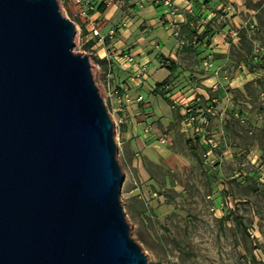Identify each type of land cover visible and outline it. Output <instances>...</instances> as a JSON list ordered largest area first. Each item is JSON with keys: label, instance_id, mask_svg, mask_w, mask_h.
<instances>
[{"label": "rangeland", "instance_id": "rangeland-1", "mask_svg": "<svg viewBox=\"0 0 264 264\" xmlns=\"http://www.w3.org/2000/svg\"><path fill=\"white\" fill-rule=\"evenodd\" d=\"M57 2L79 27L71 2ZM246 6L255 13H242L240 23L212 17L211 31L229 46L209 67L211 83L183 72L169 77L161 89L169 106L143 75L115 80L120 103L107 109L131 147L125 160L117 147L120 200L147 264H264V0ZM81 39L74 37L73 51L88 57L102 96L110 77ZM204 49L186 53L184 68L197 73ZM188 116L197 132L182 123Z\"/></svg>", "mask_w": 264, "mask_h": 264}, {"label": "water", "instance_id": "water-1", "mask_svg": "<svg viewBox=\"0 0 264 264\" xmlns=\"http://www.w3.org/2000/svg\"><path fill=\"white\" fill-rule=\"evenodd\" d=\"M75 33L57 0H0V264H147Z\"/></svg>", "mask_w": 264, "mask_h": 264}, {"label": "crops", "instance_id": "crops-1", "mask_svg": "<svg viewBox=\"0 0 264 264\" xmlns=\"http://www.w3.org/2000/svg\"><path fill=\"white\" fill-rule=\"evenodd\" d=\"M249 1L256 4L260 0ZM92 2L94 11L87 20H79L78 24L85 48L95 56L105 77H110L115 82L120 77L132 78L136 72L148 82L153 81L150 82L152 87L181 72L201 77L205 80L204 83H211L208 77L211 74L209 67H215L224 60L229 46L222 39V32L211 31V24L218 23V20H212L214 13L219 12L234 24L241 22L242 13H255L246 6L247 0H111L108 4L103 0ZM71 4L67 3L66 8L74 16L77 8ZM92 30L98 32L97 37L91 36ZM111 30H114V35L109 37ZM201 47L202 50L205 48L204 53L195 57L201 68L197 73L190 72L184 68L185 54L195 53ZM210 52L215 53L216 58L208 56ZM204 55L207 58L202 62ZM162 60L166 61V65L175 66V72L170 74ZM204 63L208 66H204ZM202 92L205 93L204 89ZM169 122L172 119H168L166 124ZM188 126L190 133L198 131L197 128ZM126 135L125 127L121 126L119 149L124 160L129 157L131 149Z\"/></svg>", "mask_w": 264, "mask_h": 264}, {"label": "built area", "instance_id": "built-area-1", "mask_svg": "<svg viewBox=\"0 0 264 264\" xmlns=\"http://www.w3.org/2000/svg\"><path fill=\"white\" fill-rule=\"evenodd\" d=\"M68 1L71 2L74 6H76L77 9H76L74 17H76L79 20H84V21L87 20L89 18L90 14L95 9V6H94V3L92 2V0H68ZM103 2L105 4H108L111 2V0H103ZM70 21H72V20H70ZM73 23H74L76 31H77L75 33V38H76V41L78 42L81 39L79 37L80 36V30H79V27L75 24V22H73ZM113 35H114V30L109 31L108 36L111 37ZM91 36L97 37L98 32L96 30H92ZM204 66H208V64L204 63ZM121 89H122L121 86L117 85L114 82V79L110 78V80L107 81V83L105 85V89H104V94L101 96L105 105H106V108H107V106L112 107V106H115V105L120 103L119 93H120ZM119 110L120 109H117V112ZM113 111L115 112V110H113ZM108 113H109V111H108ZM110 117H111V120L113 123L115 143H116V146L119 148L118 128L122 122H121V119H118L116 121L113 120L112 114L110 115ZM192 121H193V118L191 116H188L182 121V123L183 124L185 123L186 125H190L192 123ZM200 121H201L203 126H206L208 124V122L205 119H201ZM195 132H197V130Z\"/></svg>", "mask_w": 264, "mask_h": 264}, {"label": "trees", "instance_id": "trees-1", "mask_svg": "<svg viewBox=\"0 0 264 264\" xmlns=\"http://www.w3.org/2000/svg\"><path fill=\"white\" fill-rule=\"evenodd\" d=\"M100 9V8H99ZM202 36H204V35H202ZM201 36V37H202ZM201 37H197V39L198 38H201ZM240 39H243V35L241 34L240 35ZM196 41H198V40H196ZM165 60H162V63H163V66L166 68V70L170 73V74H172V73H174L175 72V70H176V67L175 66H173V65H166L165 64ZM167 85H166V81L162 84V83H160V84H156L155 86H154V88H155V94H157V95H159L162 99H163V101L167 104V105H171V102L169 101V99L168 98H165V96L161 93V89L162 88H165Z\"/></svg>", "mask_w": 264, "mask_h": 264}]
</instances>
